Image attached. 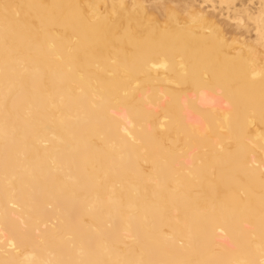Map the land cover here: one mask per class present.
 I'll return each mask as SVG.
<instances>
[{"label":"bare ground","instance_id":"obj_1","mask_svg":"<svg viewBox=\"0 0 264 264\" xmlns=\"http://www.w3.org/2000/svg\"><path fill=\"white\" fill-rule=\"evenodd\" d=\"M0 264H264V0H0Z\"/></svg>","mask_w":264,"mask_h":264}]
</instances>
